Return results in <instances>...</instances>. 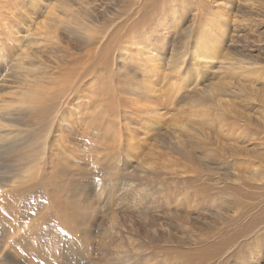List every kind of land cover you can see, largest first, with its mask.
Instances as JSON below:
<instances>
[{"label":"rangeland","instance_id":"374dc122","mask_svg":"<svg viewBox=\"0 0 264 264\" xmlns=\"http://www.w3.org/2000/svg\"><path fill=\"white\" fill-rule=\"evenodd\" d=\"M254 1L0 0V264H264Z\"/></svg>","mask_w":264,"mask_h":264},{"label":"bare ground","instance_id":"6f19581e","mask_svg":"<svg viewBox=\"0 0 264 264\" xmlns=\"http://www.w3.org/2000/svg\"><path fill=\"white\" fill-rule=\"evenodd\" d=\"M254 1V0H253ZM255 2V1H254ZM197 0H173V6H174V9H173V11L171 10L170 11V14H171V17H170V19H171V23L173 24V25H176L177 24V21H178V19L180 20V21H183L182 20V15L184 14V13H186V11H184V9L185 8H187V7H184L185 5H190V6H192V8H193V10H195V11H197L198 12V6H197ZM223 4L224 6H226V5H228V6H230L229 4H231L232 3V0H222V2H220V4ZM257 6L255 3H253V4H251V6ZM151 8V7H150ZM156 8H158V5L157 6H155V8H154V10L156 9ZM171 7L169 6L168 7V9H170ZM216 8V7H215ZM153 10V11H154ZM167 10V9H166ZM166 10H165V12H166ZM175 10H177V11H179V12H175ZM214 10V9H213ZM214 12V11H213ZM218 12V11H217ZM175 15H178V17H177V19L175 20V18H174V16ZM200 15H202V20H203V26H204V29H203V38L200 40V41H198L197 43H199V44H194V48H192V50H193V54H198V55H200V56H202V58L203 59H206V58H208V57H212V56H214L215 55V53H214V51L212 50L213 49V45H214V42H213V36H212V33H211V29H210V27H212V25H213V22H215L213 19H212V17L210 16V15H207V14H201V12H200ZM213 15V14H212ZM148 16H150V19H147V18H145V17H148ZM214 17V16H213ZM142 21H143V23L146 25V26H148V25H150V27H152L153 26V22L154 21H160L159 19H162V20H164L165 22H167V20L164 18V15L162 14V13H159V12H153L152 13V11L151 12H149L148 14H145V16L143 17V15H142ZM159 18V19H158ZM217 18V17H216ZM223 19V18H222ZM216 21H217V19H215ZM218 20H221V19H218ZM223 22V21H222ZM150 23V24H149ZM160 26H164L163 24H161ZM167 26V25H166ZM154 27L155 28H157V29H159L160 27L159 26H155L154 25ZM168 27V26H167ZM169 28V27H168ZM168 30V29H167ZM206 30V31H205ZM148 35V33L145 35V37ZM150 39V38H149ZM152 39V38H151ZM165 43V42H164ZM173 43V42H172ZM171 43V44H172ZM175 44H172L173 46V49H175V48H178V49H180L181 50V44L179 45L178 43H179V41H176V42H174ZM158 44H160V43H158ZM215 46V45H214ZM164 47V46H163ZM158 48V47H157ZM161 50H162V48H161ZM217 51V50H216ZM149 53V52H148ZM156 53H157V55H156V57H155V59L156 60H159V58H160V56H159V54H160V52H158V51H156ZM211 55V56H210ZM156 62V61H155ZM172 62H177V60H173L172 59ZM158 64H159V61H158ZM183 64V63H182ZM175 67V66H174ZM173 69V68H172ZM154 70H155V72H156V70H158V66H156L155 65V68H154ZM165 71V70H164ZM173 71V70H172ZM177 71V70H176ZM165 73V72H164ZM170 73H172V72H170ZM173 73H174V71H173ZM264 217V216H263ZM257 222H259L258 221V219L257 220H251V221H249L247 224H246V226L244 227V230L242 231V233H241V236H244V235H248V234H254V229H255V227H257L256 226V223ZM259 225V224H258ZM256 232V231H255ZM246 233V234H245ZM257 233V232H256ZM233 237H235V236H233ZM237 237H238V235H237ZM240 237V236H239ZM252 240H249L248 239V236H247V240L248 241H254L253 240V238H251ZM234 240V239H233ZM233 242V241H232ZM255 242H256V240H255ZM263 243V242H262ZM244 244H246V243H244ZM258 245V244H257ZM262 246H264V245H262L261 244V247ZM49 247V246H48ZM48 247H47V249H48ZM250 247V246H249ZM44 248V247H43ZM257 248V247H256ZM42 249V248H41ZM225 250V249H224ZM246 250V249H245ZM41 251V250H40ZM242 251V250H241ZM222 252V251H221ZM38 253V252H37ZM40 254V253H39ZM247 254V253H246ZM53 256V255H52ZM240 256V255H239ZM37 257V256H36ZM37 258H39V257H37ZM40 258H42V257H40ZM44 259V258H43ZM46 259H48L49 260V258H47L46 257ZM45 259V260H46ZM241 259H243V260H245L246 259V257H242ZM42 260V259H41ZM52 260V259H51ZM51 260H50V262H51ZM47 262V261H46ZM49 261H48V263H50ZM44 263V262H43Z\"/></svg>","mask_w":264,"mask_h":264}]
</instances>
